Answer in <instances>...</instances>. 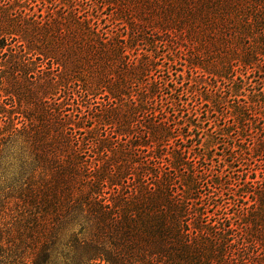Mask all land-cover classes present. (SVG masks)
<instances>
[{
	"label": "trees",
	"instance_id": "1",
	"mask_svg": "<svg viewBox=\"0 0 264 264\" xmlns=\"http://www.w3.org/2000/svg\"><path fill=\"white\" fill-rule=\"evenodd\" d=\"M92 2L0 0V264H264V0ZM216 114L236 189L189 145Z\"/></svg>",
	"mask_w": 264,
	"mask_h": 264
},
{
	"label": "rangeland",
	"instance_id": "2",
	"mask_svg": "<svg viewBox=\"0 0 264 264\" xmlns=\"http://www.w3.org/2000/svg\"><path fill=\"white\" fill-rule=\"evenodd\" d=\"M92 1L99 3V4L103 2V0H79L80 4L86 7H89L92 4H94ZM158 47H159L158 50L160 51V56L162 60L160 62L163 63V60L167 59L165 56L167 55L169 49L163 44H160ZM173 53H174L175 60H178V58H181L183 56L182 52H180L178 49L174 50ZM175 65L176 67L174 69V74H175L174 78L177 79L178 74H181L179 71L185 70V67L180 66V63L178 64L175 63ZM262 67L264 70V63L262 64ZM252 70L250 69L249 71V75H248L250 77L249 84L247 85L246 91L244 94L252 93L254 87L264 86V73L262 71L259 72L258 70L252 72ZM184 73L186 77H183L181 75L180 78H181V81L183 80L185 82V88H183L184 90L181 89L180 91H178L177 95L180 94L179 92H181L182 99L185 101L186 100L188 101L187 107L191 108L193 105L199 106L201 109V113H202L206 109L202 107L201 101L197 97L195 98L194 96H192L191 94L186 95L184 93L185 89L188 88V84H189V81L187 79L189 74L188 72H184ZM243 100H244L243 102L247 101V99H243ZM187 115H188L187 108L182 109V112L177 117V122L184 124V121L187 118ZM183 116H184V119H182ZM232 122L233 121H231L230 119H227L221 116V114L220 115L216 114L213 118H211V121L207 122L204 130H200V132L197 131L194 133V141L190 142L189 145L191 143H194L196 148H198V151H201V154L207 153V147L210 141L209 135L214 134V136L217 137L219 144L210 149L211 155L213 156L212 161L202 162V164L201 165L199 164V165L200 167L207 168L209 174L213 172L214 174H219L220 176H222L224 182L230 181L232 185V189H236L238 188V186H241V184H244L246 180H249V176L252 174V169L260 168L259 165L261 164V160L256 161L255 165H252L254 161L251 160L250 153L252 152L249 148L253 147V142L255 138L246 137V138H243V140L242 139L240 140L241 137H238L236 134H234L231 137H226V136H222L219 132H217L218 126H225ZM197 134L201 135V137H197ZM249 134H251L252 136L255 135L252 132H250ZM196 144H198V146ZM236 144L237 145L241 144L243 146H246L249 150L247 151L248 153L244 155L245 161H239L238 163H235L233 167H229L227 165V162L232 159L229 158V156H227V153L232 152L233 149L235 150ZM248 159L251 161L248 162ZM246 162L249 163V166L246 164ZM255 166L257 167L254 168ZM203 196H204V199L202 200V203L204 204L210 203V200L214 198V196L209 197V192L206 187L203 188ZM215 199L222 204L224 202L227 203L230 206V210H231L230 213H233L234 210L238 209L240 205L238 201L236 200V198L232 196V194L226 191L224 193H221L220 195L215 196ZM211 210H215V209H211ZM83 254L86 255L84 251H83ZM74 255L75 253L71 248L67 246L62 247L59 250L58 257L54 260L52 264H74V261H75ZM78 262L81 264H107V262L102 261V260L101 261L98 260L94 262L92 261L89 263H87L84 260H79Z\"/></svg>",
	"mask_w": 264,
	"mask_h": 264
}]
</instances>
